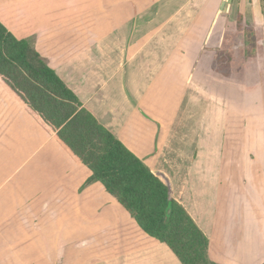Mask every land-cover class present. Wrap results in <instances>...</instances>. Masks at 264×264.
I'll use <instances>...</instances> for the list:
<instances>
[{
  "label": "crops",
  "instance_id": "crops-1",
  "mask_svg": "<svg viewBox=\"0 0 264 264\" xmlns=\"http://www.w3.org/2000/svg\"><path fill=\"white\" fill-rule=\"evenodd\" d=\"M75 2L0 0V22L17 39L32 37L82 107L168 180L209 239L212 262L264 264V221L247 216L249 223L244 217L235 223L230 174L223 183L235 84L212 70L220 53L246 78L256 76L251 84L243 77L241 94L256 92L258 109L236 114L250 139L243 151L236 145L237 161L228 158L225 170L233 163L245 184L256 158L264 184V0H81V15ZM91 13L99 19L96 31ZM64 31L87 39L85 45L59 46L56 36L64 38ZM31 163L35 176L53 185L56 201L42 199L40 183L34 190L8 188ZM90 176L0 83V264H180L100 183L85 186ZM75 215L83 239L75 237Z\"/></svg>",
  "mask_w": 264,
  "mask_h": 264
},
{
  "label": "trees",
  "instance_id": "trees-1",
  "mask_svg": "<svg viewBox=\"0 0 264 264\" xmlns=\"http://www.w3.org/2000/svg\"><path fill=\"white\" fill-rule=\"evenodd\" d=\"M217 56L221 59L212 66L214 72L228 80L243 79L245 71L231 68L229 56ZM0 83L75 163L91 172L85 186L100 183L139 228L166 245L180 264H216L208 255L209 239L173 197L168 180L82 107L31 40L17 39L1 22Z\"/></svg>",
  "mask_w": 264,
  "mask_h": 264
},
{
  "label": "rangeland",
  "instance_id": "rangeland-1",
  "mask_svg": "<svg viewBox=\"0 0 264 264\" xmlns=\"http://www.w3.org/2000/svg\"><path fill=\"white\" fill-rule=\"evenodd\" d=\"M28 6L30 7L29 8L30 10L33 9L32 3L29 4ZM81 6H82L81 0H77V2H75L73 4V8L77 12H79L80 15L82 14V11H81L82 7ZM90 19H91V25H90L91 31H96L97 27H98V20H99L98 16L96 14L91 13ZM59 30H61V29H59ZM64 35H65L64 38L61 36L60 37L56 36V38H57L56 41L59 43V46L64 45V44H74V45H79V46H81L83 44V46H84L86 41H87V39H84L83 43H81L82 39H79V41H78L76 38L68 37L70 34L66 35L65 31H64ZM31 39L33 40L32 37L30 39L27 38V40H31ZM242 75L244 76V78H246L245 74H242ZM246 80L249 82V84H251L252 82L256 83V81H257L256 76L250 77L248 75H247ZM246 80L243 81L241 79V81L240 80L234 81L235 86L233 88V95H234L233 96V103L229 106H233L232 110L234 112L233 114H235V115H230V117H229L232 128L225 135V144H224L225 152H224V164H223V170H222V178H223V176H225V178L223 180V183L225 184L226 181H228L226 174H228V175L230 174V176H231L232 193H235V196H236L234 198V200L231 201L232 206H234V208H235L234 214H233L235 223H237V220H239V218H243V217L245 219L244 223H249L248 219H246L247 216H249V218H252V216H253V218L259 217L260 221H264V207L261 205L262 203L259 200V199L264 197V184L260 183L262 168L257 165V162L255 161L256 158H254L253 159L254 164L249 168L250 169L249 170V176H248V179L246 181H244L245 182V184H244L243 180L240 179L241 173L238 174L239 172L236 170V167L233 164V163H235L234 161H237L238 154H239L237 152L238 150L235 151L236 145L240 143V146L242 147V151H243L244 145L246 144L247 139L248 140L250 139V135H251L250 131H246V133H243L244 132L243 129H242V131H240V126L243 124V119L237 118L236 114L237 113L243 114L244 112H247V111L256 112V110L258 109V103L254 100V95L256 94V92L250 93L249 96H244L243 94H241V91L243 89H245L247 86V85H245ZM240 83H242V84H240ZM222 93L225 94V90ZM218 97H220V95ZM155 105L158 106V103H155ZM157 110H158V108H156V110L153 113H155ZM249 118H252V117L249 116ZM244 120L246 123L247 118ZM249 120H251V119H249ZM248 122L251 123V121H248ZM236 124L240 125V126H237ZM218 142L220 144V137L218 138ZM229 143H232L234 146L229 144ZM231 146H233V150L232 149L230 150ZM228 158L232 159L233 163L231 162L232 166L231 167L229 166L228 172H226L225 168H227L226 161L228 160ZM50 162L48 160L46 161V163H48L49 166H50ZM16 164H17V161H15V163L13 165H11V168ZM258 171L260 172L259 174L257 173ZM252 174L255 175V178H253V179H251V177H250V176H252ZM252 181L254 183H252ZM28 183H32L33 187L32 188H25L24 185H27ZM39 183L42 186V199L43 200H55L56 201V198H55L54 192H53V185L48 186L47 185L48 183H43L39 179L38 175L35 176L33 163H31L26 168H20L18 170V172L14 173L11 177L8 188H10L12 190H20V189L34 190L35 187H37V188L41 187L39 185ZM241 184H242V186H241ZM224 186L225 187L223 189H226L227 184ZM241 194H242V196H241ZM40 197H41V195H40ZM242 198L247 199L248 203L242 202ZM255 199H257L258 202H254V201H256ZM45 204H46V202L44 203V205ZM74 205H75V207L77 205H79L77 199H75ZM239 205H242V206H239ZM246 205H248L247 207H249V211L244 212V206H246ZM237 209H241V211H237ZM80 221L81 220L78 219V216L75 215V222H78L76 224L75 234H77V235L75 237L76 238L79 237L78 239H81V238L83 239V237H84L83 234L85 233V228L79 226ZM77 227H79V230L77 229ZM236 230L237 231L240 230V226H236ZM237 233H236V235H237ZM75 240H77V239H75ZM74 248L80 249L76 242L74 244ZM74 255L75 256L78 255V254H76L75 250H74L73 256Z\"/></svg>",
  "mask_w": 264,
  "mask_h": 264
}]
</instances>
